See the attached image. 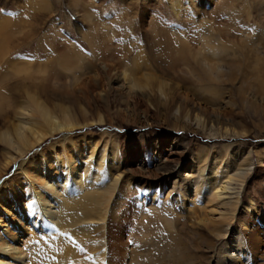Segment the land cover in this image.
<instances>
[{"label": "rangeland", "instance_id": "1", "mask_svg": "<svg viewBox=\"0 0 264 264\" xmlns=\"http://www.w3.org/2000/svg\"><path fill=\"white\" fill-rule=\"evenodd\" d=\"M63 54L70 58L64 65ZM205 60L224 64L211 81L193 71ZM255 64L263 68L259 92ZM0 80L10 101L0 106L1 131L18 123L15 111L25 100L18 93L27 89L51 110L66 109L80 125L90 124L71 133L75 142L85 136L108 142L119 160L118 200L108 205L113 213L103 237L108 255L99 254L96 227L74 230L69 217L41 227L44 218L34 213L29 223L36 225L19 245L24 264H134L135 255L143 263L213 264L224 242L216 232L226 225L241 246L239 264H264V0H0ZM209 129L228 133L214 137ZM63 134L24 160L71 154L72 146L57 143ZM7 151L0 139L2 225L5 210L25 213L33 192L17 164L2 171ZM195 155L222 163L217 179L239 174V196L229 205L207 192L213 171L207 161L192 164ZM182 164L195 183L206 167L198 190L181 191L178 178L162 175Z\"/></svg>", "mask_w": 264, "mask_h": 264}, {"label": "bare ground", "instance_id": "2", "mask_svg": "<svg viewBox=\"0 0 264 264\" xmlns=\"http://www.w3.org/2000/svg\"><path fill=\"white\" fill-rule=\"evenodd\" d=\"M174 44H177V47H180V51L186 49L182 42L174 41L172 45ZM225 48L226 49H221L223 53L228 51V47ZM178 54L180 55L181 53L179 52ZM182 55L183 53L181 54V57ZM64 56L65 55L63 54L62 58H60V60H64L63 65L64 63H67L66 61L70 60L67 55ZM223 60H221V63L224 62ZM206 62V60L204 62L205 64L199 62L201 64H199L197 68H194L193 71L201 78L203 77L204 79L211 81L215 78L213 77V73L216 71L214 68L217 69V72H220L221 70H219V67L224 64L212 66L206 64ZM252 70L255 77L253 85L256 84L257 92H259L263 85L262 80L259 79L258 75L263 68L258 67L255 64V66L252 67ZM228 77L233 79L231 72H229ZM0 82L2 81L0 80ZM45 87L46 86L43 85L40 90H43ZM12 89L15 90L14 87H12ZM18 94L25 96V100L22 101L17 111H15V117L17 118L18 123L16 125H6L4 130H0V139L4 140L8 149L6 154L8 155V160L4 164L2 171L5 172V169H7L10 164H17L16 168L18 171L33 185V192L28 196L26 202L24 204L22 203L26 208L25 213L22 212L19 216L17 213L5 210V214L8 215L6 223L2 225L3 223H1L0 220V264H24L25 254L21 250V247L23 248V246L19 247V245L25 240V232H28L29 228L36 225V222L29 223L34 213L40 219L44 218L42 219L43 221L40 220L38 223L41 227H44L43 222L46 224L48 223L50 227L49 222L52 223V225L53 223L55 225L57 224V220H64L66 217H69L70 225L78 228H75L74 230L83 231L85 229L83 227L89 225H92L93 228L96 227L94 229L100 231L101 241L99 239V244L100 247L103 248V250L102 248L99 249V254L102 255L104 259L107 254L106 244L103 238L107 231L106 220L107 215L113 213L112 209H108V205L111 200H114V202L118 200L117 197L121 182V176L117 174L119 160L115 149L110 146L108 142H100L94 137L91 138L89 142L86 141L87 136L83 137L82 140H76L75 142L71 133L81 126H88L90 124L84 123L83 125H80L71 117L69 111L66 109H61L58 112L51 110V108L38 100L36 95L27 91V89L19 91ZM9 102L10 101L7 100L1 91L0 106L5 107ZM1 108L4 109L3 107ZM194 125L195 127L203 128L202 119L195 117ZM58 133L64 134L63 138L57 143H59L61 147L63 146L62 149L66 144L72 146L71 154H69V149H67V151L63 150V152L60 153L52 152L50 153V157L46 159L40 158L38 160L37 158H32L30 161L24 160L28 152L34 147L39 146L49 137L52 139L53 136ZM226 133L228 132L226 131L224 134H219L218 131L213 129H209L208 131V135L214 137L218 135L226 136ZM99 143L101 144L99 145ZM104 143H108L109 145ZM49 147H52L53 150L55 149L53 144H50ZM160 161L157 163L158 167L164 168V163H161ZM206 161V156L195 155L192 159V164H196V167H199L200 163ZM207 162L209 163L208 170H210V172L213 171V173H211L213 175L207 176L206 180L210 182H207L205 189L207 192L209 191V193H212L210 196H214L215 198L217 196L219 199L225 201L222 203V206H227L231 203V200H233L234 197L239 196V189L234 183V176H238L239 174L234 173V176H228L227 174L225 176L222 174L220 175L221 180L217 179L215 173H217L218 169H222V163L216 165V161H212L211 159ZM25 164L28 165L25 166ZM191 167L194 166L191 165ZM205 168L203 167L201 171H199L200 181L198 183H195V179H191L190 174L185 170L187 169L185 164H182L181 167L174 165L164 171L162 170V175L173 176L176 180L178 178L182 183H180L181 191L188 190L189 193L191 190H198L201 186V180ZM2 185H5V180H0V186ZM13 200L15 201L16 208H21L18 207L19 205L21 206L19 199L13 198ZM2 207L0 206L1 209ZM69 208L72 210L70 211ZM62 209L67 210L66 215L61 214ZM50 219H55L56 221ZM201 222L205 225L208 224L207 220L204 219L201 220ZM72 233L73 231L70 230L69 237ZM216 235L224 242L221 248L217 250L219 252L213 255L211 262L213 264H239L241 259L238 255L241 252V246L234 231L226 225L220 232H216ZM70 248L71 245L69 244V255L73 252ZM129 259L130 261H134V264H164L159 262L158 259H150L148 263H143L137 255Z\"/></svg>", "mask_w": 264, "mask_h": 264}]
</instances>
